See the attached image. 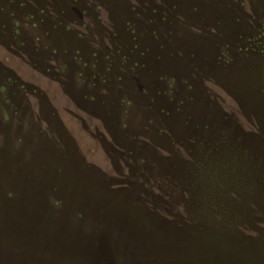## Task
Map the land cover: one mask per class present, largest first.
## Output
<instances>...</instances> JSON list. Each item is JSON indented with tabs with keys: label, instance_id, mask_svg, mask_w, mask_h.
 <instances>
[{
	"label": "rangeland",
	"instance_id": "374dc122",
	"mask_svg": "<svg viewBox=\"0 0 264 264\" xmlns=\"http://www.w3.org/2000/svg\"><path fill=\"white\" fill-rule=\"evenodd\" d=\"M0 264H264V0H0Z\"/></svg>",
	"mask_w": 264,
	"mask_h": 264
}]
</instances>
